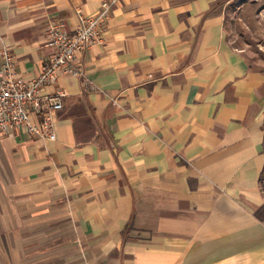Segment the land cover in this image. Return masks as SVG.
<instances>
[{"label": "crops", "instance_id": "0c3cea01", "mask_svg": "<svg viewBox=\"0 0 264 264\" xmlns=\"http://www.w3.org/2000/svg\"><path fill=\"white\" fill-rule=\"evenodd\" d=\"M103 1L0 0V52L32 78L50 24ZM233 2L112 6L88 80L45 89L68 91L57 138L0 133V264H264V63Z\"/></svg>", "mask_w": 264, "mask_h": 264}, {"label": "built area", "instance_id": "2783aa9c", "mask_svg": "<svg viewBox=\"0 0 264 264\" xmlns=\"http://www.w3.org/2000/svg\"><path fill=\"white\" fill-rule=\"evenodd\" d=\"M118 0H104L95 14L78 13V24L73 32L62 22L50 24L46 31L47 45L54 52L43 65L42 71L27 78L18 71V61L8 47L0 57V133L25 129L41 138H57L55 113L65 105L68 91L59 86L46 91L68 75L88 80L82 54L103 37L104 23L110 16L112 6Z\"/></svg>", "mask_w": 264, "mask_h": 264}, {"label": "rangeland", "instance_id": "374dc122", "mask_svg": "<svg viewBox=\"0 0 264 264\" xmlns=\"http://www.w3.org/2000/svg\"><path fill=\"white\" fill-rule=\"evenodd\" d=\"M230 6L227 15L230 37L236 44L246 45L264 63V0H234Z\"/></svg>", "mask_w": 264, "mask_h": 264}]
</instances>
